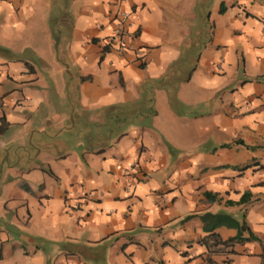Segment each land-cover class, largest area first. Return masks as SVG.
Instances as JSON below:
<instances>
[{"label": "crops", "instance_id": "1", "mask_svg": "<svg viewBox=\"0 0 264 264\" xmlns=\"http://www.w3.org/2000/svg\"><path fill=\"white\" fill-rule=\"evenodd\" d=\"M0 119V264H263L264 0H0Z\"/></svg>", "mask_w": 264, "mask_h": 264}, {"label": "trees", "instance_id": "2", "mask_svg": "<svg viewBox=\"0 0 264 264\" xmlns=\"http://www.w3.org/2000/svg\"><path fill=\"white\" fill-rule=\"evenodd\" d=\"M109 49H110L109 45H104L102 47V52H107ZM0 130L2 131L1 125H0ZM246 195H248V193ZM244 201L245 199L243 197L241 201L237 203L228 202V204H240ZM201 220L203 222V227H202L203 231L206 234L203 237H201L197 242L201 245H204L207 248L208 254L223 252L228 256L229 254L230 255L235 254V250H234L235 244H243L245 242H252V241H257L259 243L262 242V239L256 236L245 224L244 218H242V220L239 222L230 215L222 212L221 213L207 212L201 215ZM221 226H226L236 229L237 231L236 235L228 239H222L221 236L216 231V229ZM244 232H246L247 235H243ZM209 261L211 262L212 260L209 259ZM229 261L230 259L228 257H225L222 260V264L228 263ZM263 264H264V258H263Z\"/></svg>", "mask_w": 264, "mask_h": 264}, {"label": "built area", "instance_id": "3", "mask_svg": "<svg viewBox=\"0 0 264 264\" xmlns=\"http://www.w3.org/2000/svg\"><path fill=\"white\" fill-rule=\"evenodd\" d=\"M130 13L128 10L119 8L115 13L116 26L111 35L106 37L105 45H109L118 55H124L132 52L138 55L139 48L132 46L133 40L136 38L135 32L130 30Z\"/></svg>", "mask_w": 264, "mask_h": 264}, {"label": "rangeland", "instance_id": "4", "mask_svg": "<svg viewBox=\"0 0 264 264\" xmlns=\"http://www.w3.org/2000/svg\"><path fill=\"white\" fill-rule=\"evenodd\" d=\"M110 50H113V49H110Z\"/></svg>", "mask_w": 264, "mask_h": 264}]
</instances>
